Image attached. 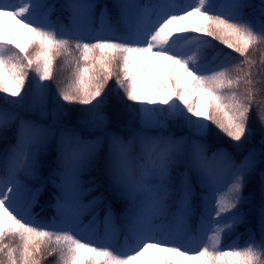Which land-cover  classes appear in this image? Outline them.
I'll return each instance as SVG.
<instances>
[{"label": "snow or ice", "instance_id": "obj_1", "mask_svg": "<svg viewBox=\"0 0 264 264\" xmlns=\"http://www.w3.org/2000/svg\"><path fill=\"white\" fill-rule=\"evenodd\" d=\"M0 93V264H264V0H0Z\"/></svg>", "mask_w": 264, "mask_h": 264}, {"label": "trees", "instance_id": "obj_2", "mask_svg": "<svg viewBox=\"0 0 264 264\" xmlns=\"http://www.w3.org/2000/svg\"><path fill=\"white\" fill-rule=\"evenodd\" d=\"M50 2H51V0H50ZM55 2L59 6V4L63 3L64 0H55ZM57 15H59V12H57ZM189 35H193V34H189ZM208 39H210V38H208ZM212 43L216 44L217 47L222 48L225 52L229 51L228 49L224 48L223 45H219L218 42H216V41H212ZM233 55H235V54H233ZM64 59L65 58L63 56H61V57L57 58V60L55 61V64H54V80L53 81H45L44 82V83L49 84V85L52 86L53 94L56 93L55 81H59L62 84L66 85V84H68L70 82V79H71L72 68L63 66ZM258 69H259V65H258ZM31 75H32V73H30V76ZM167 77H168V75L166 76V78ZM113 84H114V80L110 81L109 82V87H112ZM26 89H27V84H26ZM3 96H4V94L0 93V98H3ZM61 103H64V102L61 101ZM65 106L69 107V108H76V109H82V108L90 107V106H84V105H79V104L65 105ZM78 115H79L78 113H73L72 114V120L75 121L77 119ZM120 120H122V121L126 120V115H121L120 116ZM257 127H258V125H257ZM257 140H258V137H257ZM0 147H3V146L0 145ZM213 147H215L214 143H213ZM229 150H231V149H229ZM255 186H256V181H254L253 184L250 187L251 188H255ZM49 192H52V189H51L50 185H49L48 192H46L44 194V196H42V198H41L40 206L35 209V211L39 212L41 214V216H43V217H51L52 215L55 214V210L51 207L50 196L48 194ZM41 207L44 209L43 212H41ZM241 231H243V229H241ZM56 259H57L56 255L47 256V253L45 252L43 258L41 259V264H53V262Z\"/></svg>", "mask_w": 264, "mask_h": 264}, {"label": "rangeland", "instance_id": "obj_3", "mask_svg": "<svg viewBox=\"0 0 264 264\" xmlns=\"http://www.w3.org/2000/svg\"><path fill=\"white\" fill-rule=\"evenodd\" d=\"M189 22H192V23H197V18L196 16L192 17ZM23 31V30H21ZM25 42H27L25 40ZM158 61V62H157ZM157 62L159 64H162L163 66L158 69V68H155V69H151L148 76L141 81V84H140V88H141V91L142 92H145L147 94H151L153 96V98L155 97V92H154V88L152 86V77L156 76L158 78H163V75L165 74V59L161 58V57H154V63ZM164 80V78H163ZM206 99L207 97L204 95V93H200V104H201V108L202 110L206 107ZM193 119H195V117H193Z\"/></svg>", "mask_w": 264, "mask_h": 264}]
</instances>
